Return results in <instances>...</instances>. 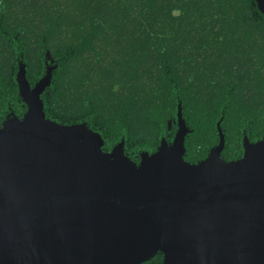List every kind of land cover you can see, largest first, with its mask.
<instances>
[{"label":"trees","instance_id":"16d2710c","mask_svg":"<svg viewBox=\"0 0 264 264\" xmlns=\"http://www.w3.org/2000/svg\"><path fill=\"white\" fill-rule=\"evenodd\" d=\"M51 62H49V58ZM45 116L86 123L104 151L123 140L136 164L172 142L181 107L184 159L196 163L224 135V160L264 137V13L255 0H0V125L26 111L19 66ZM158 252L142 264H162Z\"/></svg>","mask_w":264,"mask_h":264},{"label":"water","instance_id":"95a60500","mask_svg":"<svg viewBox=\"0 0 264 264\" xmlns=\"http://www.w3.org/2000/svg\"><path fill=\"white\" fill-rule=\"evenodd\" d=\"M52 69L31 87L19 67L26 111L0 125V264H264V137L224 160L218 122V143L187 162L178 106L172 142L136 164L123 140L104 151L86 123L45 116Z\"/></svg>","mask_w":264,"mask_h":264},{"label":"rangeland","instance_id":"374dc122","mask_svg":"<svg viewBox=\"0 0 264 264\" xmlns=\"http://www.w3.org/2000/svg\"><path fill=\"white\" fill-rule=\"evenodd\" d=\"M48 58H49V60H48V61H49V62H51V58H50V57H48ZM20 66H21V65H20ZM20 66H19V67H20ZM18 69H19V68H18ZM169 143H171V142H169Z\"/></svg>","mask_w":264,"mask_h":264}]
</instances>
